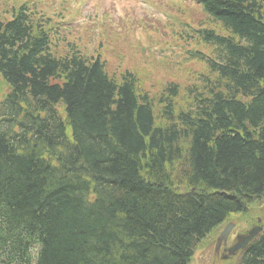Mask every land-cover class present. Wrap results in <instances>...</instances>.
Returning a JSON list of instances; mask_svg holds the SVG:
<instances>
[{
  "label": "trees",
  "instance_id": "1",
  "mask_svg": "<svg viewBox=\"0 0 264 264\" xmlns=\"http://www.w3.org/2000/svg\"><path fill=\"white\" fill-rule=\"evenodd\" d=\"M201 3L221 31L195 29L215 54H193L216 77L178 109L170 85L159 117L132 73L54 56L25 9L0 17V264H30L32 243L36 264H188L264 199V0ZM232 257L264 264V233Z\"/></svg>",
  "mask_w": 264,
  "mask_h": 264
},
{
  "label": "rangeland",
  "instance_id": "2",
  "mask_svg": "<svg viewBox=\"0 0 264 264\" xmlns=\"http://www.w3.org/2000/svg\"><path fill=\"white\" fill-rule=\"evenodd\" d=\"M31 1L38 7L37 0ZM52 2L53 0H45L44 6L50 8ZM152 2L158 7V11L153 12L155 8L144 0H66V5L70 9L69 14L80 9L70 27L75 36L83 37L81 39L86 45L81 43L83 52H102L103 59L107 61V71L112 76H117L118 81L122 72L131 71L137 79L138 91L149 95L154 104V113L159 117L165 105L161 99L168 93L169 85L179 86V93L173 99L178 109L188 105L191 94L189 90L197 88L204 91L205 81L216 77L210 72L206 62H197L185 55V51L193 46L202 49L207 55L215 54L209 47L195 45L188 35L189 31L196 29L193 27L204 25L214 26L216 31L221 29L206 22L199 10L176 7V3L169 0ZM163 7L177 13L181 10L179 14H183L179 15L182 22L180 28L187 25L189 30H173L163 22H152L154 16L163 17ZM2 10L3 7L0 6V12ZM42 11H46L47 16L54 14L49 9ZM160 23L170 29L161 27ZM88 25L90 26L87 27ZM0 88L1 101L7 86L1 83ZM248 210L232 213V220L228 219L235 222L236 234L248 230L259 216L264 226V199L250 203ZM223 227L224 225L216 229L196 246L188 264H231L233 257L223 259L221 254L214 252L216 236ZM230 238L232 240L233 236Z\"/></svg>",
  "mask_w": 264,
  "mask_h": 264
},
{
  "label": "bare ground",
  "instance_id": "3",
  "mask_svg": "<svg viewBox=\"0 0 264 264\" xmlns=\"http://www.w3.org/2000/svg\"><path fill=\"white\" fill-rule=\"evenodd\" d=\"M45 96V95H44ZM46 97V96H45ZM46 98H48V97H46ZM43 104H39V102L38 101H34V105H35V108L36 109H43L44 107H46L47 106V108H48V110H47V114L48 115H50V116H52V114H54V112H56V113H59L58 112V109H60L61 110V107H62V103H61V101H58V102H52L51 101V103L50 102H42ZM47 103H49V104H47ZM47 104V105H46ZM27 111H28V114L29 113H31L33 110H32V108L30 109V108H27ZM0 113H3V110H1V108H0ZM13 126H15V124L13 125ZM0 142L1 143H3V140H2V138H1V136H0ZM218 229V228H217ZM211 234V233H210ZM209 234V235H210ZM41 248H42V245H40L39 243H37L35 246H34V248H33V251H31V255H33V256H35L36 254H38L39 253V251L41 250Z\"/></svg>",
  "mask_w": 264,
  "mask_h": 264
},
{
  "label": "water",
  "instance_id": "4",
  "mask_svg": "<svg viewBox=\"0 0 264 264\" xmlns=\"http://www.w3.org/2000/svg\"><path fill=\"white\" fill-rule=\"evenodd\" d=\"M231 226V225H230ZM230 226H228V227H226L225 229H224V231L221 233V235H220V239H219V242H218V245L222 242V241H224L225 239H227V237H228V233L230 232ZM250 238V237H249ZM248 239H243V241L242 242H239V243H237L236 245H234V246H232L230 249H229V251L232 253V252H234L235 251V249H238V248H240V247H243L245 244H246V241H247Z\"/></svg>",
  "mask_w": 264,
  "mask_h": 264
}]
</instances>
